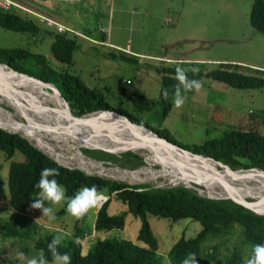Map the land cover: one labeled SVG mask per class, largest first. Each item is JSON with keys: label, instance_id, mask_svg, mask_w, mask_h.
<instances>
[{"label": "rangeland", "instance_id": "374dc122", "mask_svg": "<svg viewBox=\"0 0 264 264\" xmlns=\"http://www.w3.org/2000/svg\"><path fill=\"white\" fill-rule=\"evenodd\" d=\"M27 1L39 8H43L44 4L49 3L50 7L48 9L50 10L48 11H53L55 15L58 14V9H53L54 4L52 1ZM251 2L252 0H106V14L98 15L97 22H95L98 31H94L93 34L89 32L76 34L79 46L73 52V61L69 69H64L77 73L87 85L100 88L105 100L112 106L134 111L130 99L120 91L122 84L127 78H130L134 87L152 99H156L163 76V71L158 70L157 67L181 65L185 66V69L197 68L205 72V69L217 67L219 61H234L248 65L249 63H253L251 66L258 64L264 67V34L258 32L249 22ZM94 12H97V9ZM102 12L105 13L104 10ZM40 25L43 26L42 24ZM76 28L81 31L83 30L80 26H76ZM106 39L126 49L111 47L104 42ZM50 43L51 36L47 32L31 35L28 32L15 31L0 25V46L20 45L42 52L48 62L56 67H62L63 64L52 56ZM110 50L124 53L130 57L127 59L121 57L113 58L107 54ZM134 51H137V54ZM163 56L173 58H170L171 60L169 58L164 59L165 57ZM233 58L248 59L250 62H240L232 60ZM180 61L194 62L188 64L179 63ZM0 67L2 72L0 73V85L7 89L4 93L0 92V107L12 114L17 112L18 116H20V111L13 107L12 103L24 108L27 106L30 109L29 96L31 94H29V90H39L37 86L29 81L28 77L17 75L7 67ZM248 72L260 71L248 68ZM259 74L264 75V72ZM7 76H14L16 82L10 81ZM197 80L202 83L201 90L199 92L193 90L187 93L182 107L176 108L172 101L170 108L162 117L161 107L156 103L152 109L143 111L140 115L149 121L148 124L150 126L161 127L178 142L188 147L195 143H200L205 139L218 137L228 127L229 129L233 127L238 129H255L264 134V86L254 88L233 87L205 73L201 74ZM33 81L41 88L43 87L42 89L47 91L49 96L51 95L50 99H54L55 101V105L51 104V100L39 91L41 95L36 94L37 106L39 107L38 103L41 101L46 106L41 105V108H39L47 110L51 107L49 114L55 115L57 112H61V104L57 99V95L59 94L46 85L36 80ZM7 87L10 90L16 91L14 93L8 91ZM25 87L26 90L28 89V96L22 93V91H25ZM14 95L16 98L12 97ZM21 95H24L25 98L23 99ZM47 106L50 107L47 108ZM135 115L138 116L137 113ZM25 116L28 118L26 121L34 129L47 128L55 132L66 133L62 126L46 122L35 112L32 116L31 114ZM35 119H40L44 126L39 125L38 127L34 122L32 123ZM22 120L25 121L24 117H22ZM67 121L74 120L67 118ZM21 134L29 142H33L23 133ZM113 136L115 138H104L86 142L81 145V148H94L89 146L93 143H108L107 145H109L108 141L110 140L118 142L120 138H116L114 134ZM128 139L131 140V138ZM142 142L150 149L158 147V151L156 152L159 157L166 159L168 157H181L171 153L170 149L162 141L159 144L150 138L149 140H142ZM46 143L38 145L42 146L41 148L45 152L47 151L48 154H56L58 158H62V153L48 148L49 146ZM60 144L61 142L58 143V145ZM56 147L57 150L66 152L67 154L70 153V150L68 151L65 146ZM81 148L80 151H82ZM134 151L141 153L136 149ZM113 153L119 154V152ZM84 155L89 159L92 158L87 156V154ZM140 155L142 156V154ZM22 157L23 155L20 151H16L13 156L8 157L0 150V184L4 182L3 188L0 187V221L8 219V216L12 215L14 211L8 204L7 173L10 162ZM142 157L146 161L144 165H140V168L139 166L135 167L136 171L139 169H157L159 167L158 171L164 169L163 165L151 163L144 155ZM191 157L194 158V156ZM195 158L200 163H203L197 157ZM54 159L56 160V158ZM93 159L95 158H92L91 161L94 162L93 165L96 168L107 166L113 169L120 168L118 164L111 161ZM56 161L58 162V160ZM203 164L214 170L209 164ZM210 164L215 166L213 162H210ZM67 165L75 166L76 164L67 163ZM216 165L219 169L222 168L219 167V164ZM75 167L78 168L79 166ZM121 167L133 169L125 165ZM79 168L82 169L81 167ZM178 170L184 174L190 173V168L183 164L178 165ZM125 171L129 172V170ZM85 172L87 173V171ZM90 173L124 181L129 184L145 183L152 186L165 187L174 184H184L181 181L175 182L171 180L169 176H158L143 182H129L119 177L112 178L105 174H100L97 170H92ZM184 185L195 189L201 194L207 193L202 189L203 186L198 183L192 182L191 185L186 183ZM260 187H264V183ZM261 195H264V192ZM247 198L251 199L250 197ZM33 199L18 213L22 219L26 220L30 236H4L0 233V264H20V261L16 258L17 251H23L30 256L39 255L40 251L34 248L33 243L35 238L40 234H44V230L53 232L56 235L66 233L67 238L73 235L74 229L72 230V228L75 218L67 213L66 207L62 212L60 211L65 203L54 206L57 219L54 222H49L46 217L42 216L41 210L30 207ZM110 199L107 208L108 213H119L125 209V203L117 198L115 194H112ZM93 212L95 213L96 210H93ZM147 218L151 230L159 242V252L164 258L167 250L180 235L186 237L194 235L201 227L199 220L190 216L173 220L159 214L149 213ZM92 221L93 213L89 219V222ZM139 224L140 219L132 212H127L122 228L95 232L93 229H89L87 234L81 238L82 251L87 250L97 238L121 234L135 242L143 244L136 237ZM236 239L239 242L238 237ZM211 242L213 240H205L201 246L202 251H207ZM251 246L252 244L249 242L244 243V259L250 252ZM213 263L209 261L205 264ZM198 264H202L201 260Z\"/></svg>", "mask_w": 264, "mask_h": 264}, {"label": "trees", "instance_id": "16d2710c", "mask_svg": "<svg viewBox=\"0 0 264 264\" xmlns=\"http://www.w3.org/2000/svg\"><path fill=\"white\" fill-rule=\"evenodd\" d=\"M249 22L258 32L264 34V0H252ZM0 25L15 31L28 32L31 35H39L43 32L50 34L51 54L63 64L62 67L52 65L42 52L20 45L0 46V62L44 81L53 82L68 101L73 114L81 115L100 108L113 109L121 112L131 121L153 129L169 141L192 152L221 160L234 170L254 166L264 169V134L258 130L235 127L229 129L228 127L222 135L205 139L188 147L178 142L161 127L150 126L149 121L142 118L140 113L152 109L156 103L161 107L162 117L170 108L173 101L174 86L177 84L175 79L177 65L157 67L158 70L163 71V76L156 99H152L134 87L130 78H128L129 82L124 81L120 91L131 101L134 111H129L112 106L105 100L100 88L87 85L77 73L67 70L73 61V52L79 46L78 37L75 34L57 32L43 24L41 26L40 23L27 15L12 11L0 10ZM107 54L113 58L127 59L130 57L124 53L111 50ZM191 62L180 61L179 63L189 64ZM181 67L184 68L185 66ZM248 68L260 72H248ZM192 69H185L190 79H198L201 74L205 73L233 87L254 88L264 86V75L259 74L263 73L264 69L238 62L219 61L217 67L205 69V72L199 70L193 73ZM164 89H168L170 93L167 100L162 95ZM35 93L40 94L39 91H35ZM21 97L25 98L24 95ZM13 98L16 96L14 95ZM12 104L20 111L19 115L25 119H28L25 115L34 114L27 106L24 108ZM38 105L40 108L41 105L46 106L41 101ZM49 107L47 106V108ZM49 109L43 111L50 113ZM33 121L38 127L39 125L44 126L39 119ZM123 122L128 124L125 120ZM153 141L160 144V142ZM144 148L157 154L158 147L150 149L146 146ZM81 149L87 156L108 160L119 166L125 165L135 168L145 163L140 153L132 150L115 154L100 148L83 147ZM0 150L8 157L13 156L16 151H20L23 155L20 159L12 160L8 168V204L14 211L12 215L8 216V219L0 221V233L4 236H30L26 220L22 219L18 213L37 196L38 190L35 188V184L44 168L59 169L60 175L56 179L64 186L68 197L74 196L77 190L83 186L91 187L93 185L107 194L108 198L102 207L98 208L95 213L93 211L90 213V215L93 213V221L89 222L90 215L83 220L75 219L72 228V230L74 229L73 235L69 238L66 236L60 245L59 251L70 255L71 264H182L183 259L190 252L195 253L197 262L199 263L201 260L202 264L209 261L214 262L213 264H243L244 243L249 242L252 245L264 243V213H257L232 198L205 196L184 184L166 187L145 183L129 184L98 174H88L80 168L58 163L21 134L7 131L1 127ZM3 184L4 182L0 184L1 188H3ZM112 194H115L125 203V209L119 213H108L107 208ZM259 197L264 199V195ZM65 207L66 203L60 211L62 212ZM260 208L264 209V204ZM127 212H132L140 219L136 237L143 244L121 234L97 238L87 250L82 251L81 238L87 234L89 229H93L95 232L122 228ZM149 213L159 214L173 220L190 216L199 220L201 227L194 235L188 237L180 235L167 250L164 258L159 252V242L151 230L147 218ZM43 233L35 238L33 245L40 253L43 252L48 260H51L47 245L56 234L46 230ZM236 237H238L239 242ZM205 240H213V242L210 243L207 251H202L201 246Z\"/></svg>", "mask_w": 264, "mask_h": 264}, {"label": "bare ground", "instance_id": "6f19581e", "mask_svg": "<svg viewBox=\"0 0 264 264\" xmlns=\"http://www.w3.org/2000/svg\"><path fill=\"white\" fill-rule=\"evenodd\" d=\"M0 66L7 67L10 69L9 66L2 63H0ZM0 73H2L1 67H0ZM16 74L21 75L18 73ZM22 76L28 77L26 75H22ZM7 77L9 78L10 81L14 83L16 82V78L14 76H7ZM28 79L32 84L37 86L40 93H43L45 96H47L50 99L51 95L49 96L48 92L42 89L43 87L41 88L29 77ZM5 90L7 89L3 88L0 85V92L4 93ZM8 91L14 93L16 90L9 89ZM27 91L28 89L26 90L25 87V91H22V93L24 95H27ZM29 94H31V96H29L30 109L33 112L37 113L38 116H40L46 122L52 125H56L60 127L62 126V128L66 131V133L55 132L47 128L39 129V130L34 129L33 127L30 126L28 121H26L27 119L24 118L25 121H23L22 117L16 114L9 113L1 107H0V126L23 133L28 139L32 140L33 143H35L37 146H39L38 144H43L47 142L46 145L49 146L48 148H51L52 150H56L57 152L62 153V158L64 160L62 158H58L56 154L49 153L62 164L77 163L76 166L81 167L83 170L86 169L88 172H91L92 170H97V172H99L100 174H105L112 178L119 177L129 182H143L149 179L156 178L158 176H169V178L175 182L181 181L184 182V184L186 183L188 185H191L192 182L198 183L203 186L202 187L203 190H205L207 193L212 195L225 196V195L233 194L235 196H240L245 198L250 197L252 200H254L255 207L257 208L261 207L264 204V199H261L259 197L261 193L264 192L263 190L264 187H260L261 184L264 183L263 169H259V168L250 169V170L236 169L235 171H231L220 165L219 167L222 168L219 169L218 167H216L217 166L216 164L218 163L213 159L190 154L189 152L183 151L172 144L160 140L162 141L163 144H165L166 147L170 149L169 151H171V153L181 156V157H168L167 159L162 158L159 157V155L157 154L147 151L144 148L146 147L144 142H142V140H149L150 138L157 141L159 140L154 138L151 132H149L145 128L138 126L136 124L128 123V121L123 116L114 113L107 114L105 112H97V113L92 112L93 114H85L84 116H80L76 118L72 116L68 112V110H66L65 103H63V100L60 97V95H57L58 97L57 99L60 101L61 104V112H57L55 115H53L44 112L42 109H40L37 106L36 104L37 96L35 91L29 90ZM50 100H51L50 101L51 104L55 105L54 99H50ZM67 118L73 119L74 121L69 122L67 121ZM120 118L125 120L129 125L125 124L123 120H121ZM33 122L36 123L35 121H32V123ZM113 134L116 136V138H120L118 142H114L113 140L112 141L110 140L108 141L109 145H107L108 143L107 144L93 143L92 145L89 146L104 147L106 149H110L113 152H120L125 149H132V151H134L136 149L137 151H140L141 152L140 154H142V156L144 155V157L148 159L151 163L163 165L164 169L162 171H158V169H139L138 171H136V169H129L123 167L114 168V169L108 166L103 168H96V166L94 167L93 165L94 162L91 161L92 158L89 159L88 157H86V155L82 153V151H80L81 145H83L86 142H91L94 140H101L104 138L107 139L115 138ZM127 137L131 138V140L128 139ZM55 140L57 143L55 142ZM136 141H140V143H137ZM59 142H61L60 145H58ZM56 146H61V147L65 146L68 149V151L70 150V153L67 154L66 152L57 150ZM190 155L194 156V158L191 157ZM195 157H197L201 162L207 163L210 166H212L214 170L208 167L207 165L200 163ZM159 158H161V160H159ZM204 158L208 159L209 161L205 160ZM62 160L65 162H63ZM210 162L215 163V166L210 164ZM181 164L189 167L190 173L184 174L182 172H179L178 165ZM121 169L123 170L121 171ZM125 170H129V172H126ZM230 192H234V193H230ZM255 194H259V195H255Z\"/></svg>", "mask_w": 264, "mask_h": 264}, {"label": "clouds", "instance_id": "9594fccd", "mask_svg": "<svg viewBox=\"0 0 264 264\" xmlns=\"http://www.w3.org/2000/svg\"><path fill=\"white\" fill-rule=\"evenodd\" d=\"M198 71L197 68L192 69L193 73ZM175 73L177 84L174 86V92L172 93L173 104L176 108H180L185 103L186 94L193 90L199 92L202 83L197 79H190L186 70L179 65H177ZM169 94L168 89L163 90L162 95L165 100L169 98ZM59 175L58 168H44L41 170L39 180L35 184V188L38 190L37 198L33 199L30 205L33 209L41 210L42 216L46 217L49 222H54L57 219L54 206L66 203L67 213L76 220H83L93 210L97 211L98 208L102 207L108 198L107 194L95 185L91 187L83 186L77 190L74 196L68 197L64 186L56 179ZM66 236V233H61L54 236L48 243L47 248L51 255L50 261L43 252L36 256H30L23 251H17L16 258L20 261V264H71L70 255L59 251V247ZM182 264H198L196 254L188 253ZM243 264H264V243L253 244Z\"/></svg>", "mask_w": 264, "mask_h": 264}, {"label": "crops", "instance_id": "0c3cea01", "mask_svg": "<svg viewBox=\"0 0 264 264\" xmlns=\"http://www.w3.org/2000/svg\"><path fill=\"white\" fill-rule=\"evenodd\" d=\"M44 1H52L54 4L53 9L55 10L58 9V14L55 15L53 11L51 12L48 11L50 10L48 9L50 7L49 3H46L43 5L44 10H46L48 13L52 14L57 19L64 22L66 25L72 27L74 30L82 32V33L89 32L93 34L94 31H98L95 26V22H97L96 19L98 15L101 16V15L106 14V0H79L75 2H67L64 0H44ZM95 9H97V12H94ZM103 10L105 11V13L102 12ZM76 26H80L83 30L82 31L78 30ZM66 33L76 35V33L69 32V31ZM105 41H107L108 45H110L111 47L124 49L123 46L119 47L115 45V43L109 42V40L107 39ZM136 52L137 51H134V53ZM163 57H165L164 59L173 58V57H168V56L167 57L163 56ZM232 60H236L240 62H250L248 59L233 58ZM231 62H234V61H231ZM251 65H253V63H249L248 66H251ZM251 67L264 69L263 66H260L258 64L255 66H251Z\"/></svg>", "mask_w": 264, "mask_h": 264}, {"label": "water", "instance_id": "95a60500", "mask_svg": "<svg viewBox=\"0 0 264 264\" xmlns=\"http://www.w3.org/2000/svg\"><path fill=\"white\" fill-rule=\"evenodd\" d=\"M0 63H1V62H0ZM2 64H5V65L9 66V65L6 64V63H2ZM9 67H10L11 70H13L14 73H18V74L26 75V76H28L30 79H32V80H36V81H38V82H40V83H42V84H44V85H47V86L50 87L51 89L55 90V91L60 95V97L62 98L63 103H65V105H66V110H68V112L71 113V114H72L74 117H76V118H77V117H80V116H82V115H85V114L92 113V112H105V113H107V114H109V113L118 114V115H120V116H123V117L128 121V123H130V124H136V125H138V126H141V127L145 128L146 130H148L149 132H151V134L153 135V137L156 138V139H159V140H162V141H164V142H166V143L172 144V145H174V146L180 148V149L183 150V151L189 152L190 154H193V155H196V156H202V157H206V158L213 159V160L216 161L220 166L225 167V168H229L231 171H235L234 169H231V167H230L228 164L224 163V162L221 161V160H218V159L212 158V157H210V156H208V155H203V154H201V153L192 152V151H190V150H188V149H186V148H184V147H182V146H180V145H178V144H175V143L169 141L167 138H165V137L159 135V134H158L156 131H154L153 129L148 128V127H146V126H144V125H142V124H138V123H135V122L131 121L127 116H125L124 114H122V113L119 112V111H116V110H113V109H108V108H100V109H96V110H93V111H90V112H87V113H84V114H81V115H75V114L72 113L68 101L62 96L61 92L59 91V89L57 88V86H56L53 82L44 81V80L39 79V78H37V77H35V76L31 75V74H28V73H26V72H22V71L16 70V69H14V68L11 67V66H9ZM0 127L3 128V129H6L7 131L17 132V131H14V130L7 129V128L3 127V126H0ZM18 133L21 134L20 132H18ZM21 135H22V134H21ZM22 136H23V135H22ZM30 141H31V140H30ZM136 142H137V143H140V141H136ZM31 143H32L34 146H36L37 148L41 149L39 146H37V145L34 144L33 142H31ZM94 148H95V147H94ZM97 148L104 149V150L109 151V152H113V151H111L110 149H106V148H104V147H97ZM41 150H43V149H41ZM125 150H132V149H125ZM125 150H122V151H125ZM43 151H44V150H43ZM44 152H45V151H44ZM45 153H47V152H45ZM47 154H48V153H47ZM49 155H50V154H49ZM50 156H51V155H50ZM159 160H161V158H159ZM145 161H146V160H145ZM58 163L62 164V163L59 162V161H58ZM62 165L69 166V167H75V166H76V165H75V166H71V165H67V164H62ZM119 167H121V166H119ZM257 168H259V167H255V166H254V167H250V168H241V170H250V169H257ZM133 169H135V168H133ZM157 169H160V167L157 168ZM259 169H263V168H259ZM263 170H264V169H263ZM87 173H90V172H87ZM90 174H93V173H90ZM98 175H99V174H98ZM198 193H199V192H198ZM199 194H201V193H199ZM203 195H205V196H209V197H214V198H232L234 201H236V202H238V203H240V204H242V205H244V206H246V207L252 209L253 211H255V212H257V213H264V209H259V208L255 207L254 200L249 199V198L240 197V196H235V195H233V194L225 195V196H216V195H212V194L206 193V194H203Z\"/></svg>", "mask_w": 264, "mask_h": 264}, {"label": "built area", "instance_id": "2783aa9c", "mask_svg": "<svg viewBox=\"0 0 264 264\" xmlns=\"http://www.w3.org/2000/svg\"><path fill=\"white\" fill-rule=\"evenodd\" d=\"M64 1L75 2L79 0H64ZM0 10L1 11H12L15 13L27 15L29 18L33 19L37 23L43 24L44 26L49 27L58 32H68L69 31V32H73L76 34L82 33L66 25L64 22L52 16V14L48 13L43 8L33 6L27 0H0ZM104 42L108 44L107 41H104ZM125 81L129 82L130 80L127 78Z\"/></svg>", "mask_w": 264, "mask_h": 264}]
</instances>
